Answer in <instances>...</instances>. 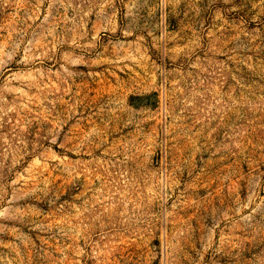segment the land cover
<instances>
[{"label":"rangeland","instance_id":"1","mask_svg":"<svg viewBox=\"0 0 264 264\" xmlns=\"http://www.w3.org/2000/svg\"><path fill=\"white\" fill-rule=\"evenodd\" d=\"M0 264H264V0H0Z\"/></svg>","mask_w":264,"mask_h":264}]
</instances>
